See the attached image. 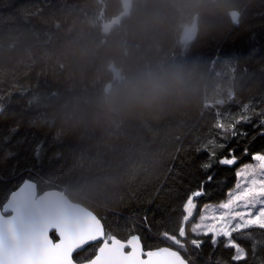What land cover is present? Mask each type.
I'll use <instances>...</instances> for the list:
<instances>
[{
    "label": "trees",
    "instance_id": "trees-1",
    "mask_svg": "<svg viewBox=\"0 0 264 264\" xmlns=\"http://www.w3.org/2000/svg\"><path fill=\"white\" fill-rule=\"evenodd\" d=\"M121 11V0H0V205L30 178L93 210L106 234L137 233L154 248L170 245L164 232L178 235L182 205L211 175L180 252L191 264H264V247L254 253L249 240L237 238L247 256L236 262L223 238L214 247L190 231L202 206L225 199L236 169L264 151V0H210L184 13L131 0L103 33ZM193 20L196 34L182 45ZM159 64L186 70L182 93L151 108L104 110L118 75ZM218 124L235 125L237 136ZM213 148L216 160L235 149L237 163L205 171ZM97 245L74 259L91 258Z\"/></svg>",
    "mask_w": 264,
    "mask_h": 264
},
{
    "label": "snow or ice",
    "instance_id": "snow-or-ice-1",
    "mask_svg": "<svg viewBox=\"0 0 264 264\" xmlns=\"http://www.w3.org/2000/svg\"><path fill=\"white\" fill-rule=\"evenodd\" d=\"M241 119L247 120L248 117ZM261 123L264 124V120ZM216 127L231 130V135L237 136V132L232 130L235 125L225 128L218 124ZM240 135L247 134L241 132ZM209 144L215 146V141H209ZM225 146L219 145L220 148ZM243 151L245 155L249 154L247 147ZM234 152L235 149H229L228 156L216 160L213 148L209 152V162L202 165L203 169L207 171L213 163L235 165L239 157ZM252 160L256 163L245 164L237 170V183L228 192L227 199L216 205L205 204L199 222L190 229L197 237L211 234L214 247L218 239L223 238L224 246L234 249L231 260L236 262L245 260L247 256L237 238L251 241L254 253L257 247H264V151L252 154ZM212 179L211 175L207 177V181ZM207 181H202L199 190L192 191L182 205L178 235L163 233L166 240L181 250L186 251L183 242L187 236L185 224L197 208L196 198L205 195L204 183ZM50 229L58 233V243L49 238ZM98 240L102 243L87 264H188L181 252L172 247L144 252L138 235L121 241L106 234L100 220L91 213H58L46 197L38 194L36 184L28 180L0 205V264H74L72 254ZM190 243L199 249L203 241L194 238ZM125 248L130 250L126 252Z\"/></svg>",
    "mask_w": 264,
    "mask_h": 264
},
{
    "label": "clouds",
    "instance_id": "clouds-1",
    "mask_svg": "<svg viewBox=\"0 0 264 264\" xmlns=\"http://www.w3.org/2000/svg\"><path fill=\"white\" fill-rule=\"evenodd\" d=\"M169 9L184 13L206 9L210 0H161ZM187 87L186 70L179 65L159 64L116 77L105 89L102 107L110 113L132 108H151L179 95Z\"/></svg>",
    "mask_w": 264,
    "mask_h": 264
},
{
    "label": "water",
    "instance_id": "water-1",
    "mask_svg": "<svg viewBox=\"0 0 264 264\" xmlns=\"http://www.w3.org/2000/svg\"><path fill=\"white\" fill-rule=\"evenodd\" d=\"M25 180H28V181H30V182H33V183H35L36 184V189H37V192H38V194L39 195H41V196H44V197H46L47 199H48V201H49V203H50V205L52 206V207H54L55 208V210L58 212V213H75V212H82V213H91V214H93V215H95L99 220H100V222H101V226H102V228H103V230H104V232L106 233V230H105V227H104V224H103V222H102V220H101V218L99 217V216H97V214L93 211V210H91V209H89L86 205H84L83 203H80V202H77V201H74V200H72V199H70L68 196H67V194L63 191V190H61V189H58V188H48V189H44V190H42V191H39L38 190V187H37V183H36V181H34V180H32V179H30V178H25L15 189H13L12 191H16V190H18V188L20 187V186H22V183L25 181ZM11 191V192H12ZM10 192V193H11ZM10 193H9V195H10ZM8 195V196H9ZM8 196H7V198H8ZM6 198V199H7ZM4 202H6V200L4 201ZM3 202V203H4ZM2 203V204H3ZM52 233L55 235V238L54 237H52ZM111 235H113V234H111ZM132 235H138L137 233H135V234H132ZM132 235H129L126 239H121V238H119V237H117L116 235H114V236H116L118 239H120L121 241H126L130 236H132ZM139 236V235H138ZM140 237V236H139ZM49 238L53 241V243H58L59 242V235H58V233L55 231V229H50L49 230ZM98 244L97 245V248H96V251H97V249H98V247L101 245V243H102V240H98V241H95V242H90L89 244ZM88 244V245H89ZM141 245H142V248H143V251L144 252H147L148 250H156V249H158V248H161V247H172V246H170V245H161V246H158V247H154V248H144V246H143V243H142V241H141ZM87 245H85L84 246V248L86 247ZM83 248V249H84ZM173 248V250H178V251H180L179 249H177V248H175V247H172ZM130 249H128V248H125V251L127 252V251H129ZM79 251H81V250H77L76 252H74L73 254H72V259H73V262H74V264H87V261L88 260H90V259H92V258H94V255L91 257V258H89V259H87V260H84V261H76L74 258H73V255L75 254V253H77V252H79ZM96 251H95V253H96ZM94 253V254H95ZM181 255H182V253H181ZM183 256V255H182ZM184 257V256H183ZM142 258H146V257H142ZM185 258V257H184ZM186 259V258H185ZM187 260V259H186ZM188 261V260H187ZM188 264H191L189 261H188Z\"/></svg>",
    "mask_w": 264,
    "mask_h": 264
},
{
    "label": "rangeland",
    "instance_id": "rangeland-1",
    "mask_svg": "<svg viewBox=\"0 0 264 264\" xmlns=\"http://www.w3.org/2000/svg\"><path fill=\"white\" fill-rule=\"evenodd\" d=\"M121 2H122V11H121L117 16L113 17L112 19L108 20L107 22H105V23L102 25L101 30H102L103 33H107V32H109L110 29L113 28V27H114V26H115V25H116V24H117V23H118L123 17L127 16V15L130 13V9H131V0H121ZM195 34H196V24H195V21L193 20V21H191L189 24H187V25L183 28V30H182V33H181V36H180V42H181V44H182V45H186L189 41H191V40L194 38ZM255 163H256V162L253 161V160L251 159L249 162H247V163H245V164H255ZM245 164H243V165H245ZM243 165L239 166V167L236 169V172H237V170L240 169ZM236 183H237V175H236L235 183H234L233 187H232L230 190H232V189L235 187ZM230 190H229V191H230ZM229 191H228V192H229ZM227 194H228V193H227ZM226 199H227V196L225 197L224 200H226ZM224 200H221V201H224ZM221 201H218V202H208L207 204L216 205V204L220 203ZM202 208H203V206H202ZM202 208H201V210H202ZM200 212H201V211H200ZM199 215H200V214H199ZM197 222H199V216L197 217L196 221L193 222V223L191 224V226H192L194 223H197ZM191 226H190V229H191ZM209 235L211 236V234H209ZM168 242L170 243V245L175 246V245H173V244L171 243V241H168ZM175 247H177V249H179L178 246H175Z\"/></svg>",
    "mask_w": 264,
    "mask_h": 264
},
{
    "label": "flooded vegetation",
    "instance_id": "flooded-vegetation-1",
    "mask_svg": "<svg viewBox=\"0 0 264 264\" xmlns=\"http://www.w3.org/2000/svg\"><path fill=\"white\" fill-rule=\"evenodd\" d=\"M89 259V258H88ZM85 260H87V259H85ZM76 261H79V260H76ZM81 261H84V260H81Z\"/></svg>",
    "mask_w": 264,
    "mask_h": 264
},
{
    "label": "bare ground",
    "instance_id": "bare-ground-1",
    "mask_svg": "<svg viewBox=\"0 0 264 264\" xmlns=\"http://www.w3.org/2000/svg\"><path fill=\"white\" fill-rule=\"evenodd\" d=\"M90 209V208H89ZM74 256V255H73ZM74 258V257H73Z\"/></svg>",
    "mask_w": 264,
    "mask_h": 264
}]
</instances>
